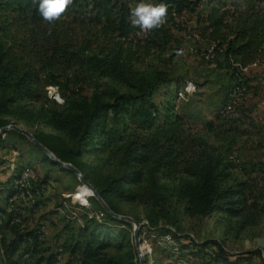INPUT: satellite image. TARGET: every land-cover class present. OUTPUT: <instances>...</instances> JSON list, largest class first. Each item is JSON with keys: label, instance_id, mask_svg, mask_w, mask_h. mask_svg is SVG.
Masks as SVG:
<instances>
[{"label": "trees", "instance_id": "1", "mask_svg": "<svg viewBox=\"0 0 264 264\" xmlns=\"http://www.w3.org/2000/svg\"><path fill=\"white\" fill-rule=\"evenodd\" d=\"M203 2L204 10L198 11ZM138 3L148 1L73 0L62 18L50 25L38 15L32 0H0V129L10 124L50 128L57 134H32L57 159L79 170L114 213L120 214L119 203L148 207L152 228L169 217L174 205L190 218L218 213L236 220L241 229L257 226L264 218V163L239 169L229 161L226 147L243 135L236 123L247 113L238 109L237 99L230 104L224 99L222 110L235 105L241 117L218 112L214 120L201 125L199 133L176 111L179 78H168L155 63L163 64L180 52L181 39L174 31L179 28L177 21L188 14L194 16L196 36L211 42L234 70L264 65V0L150 2L164 3L168 11L165 24L149 33L130 23V9ZM10 28L21 32L23 41L13 40ZM46 74L51 79L42 83ZM71 74L75 84L70 83ZM57 78L68 84L60 85ZM168 83L174 84L173 91L165 88L163 101L153 103V92ZM83 85L90 88L89 94H83ZM48 86L58 88L62 103L45 94ZM37 103L41 105L34 108ZM10 134L24 138L7 131L0 135V147L7 146L5 136ZM34 149V156L50 162ZM90 156L117 160L122 173L117 178L94 174L83 160ZM24 168L0 184V192H6V208L0 207V212L9 224L15 218L20 221L23 211L38 207L41 201L31 208L9 207ZM85 193L90 194L81 185L76 195L83 198ZM86 220L69 244L59 247L61 253L43 247L38 228L16 232L10 239L1 237L0 264H134L130 223L119 221L123 228L116 230L108 221H117L107 214L100 222ZM168 232L155 227L147 230L154 242ZM174 237L176 249L162 248L168 258L190 256L206 264H251L257 259L264 264L257 250L231 253L214 239ZM112 247L126 250L124 260L108 255Z\"/></svg>", "mask_w": 264, "mask_h": 264}, {"label": "rangeland", "instance_id": "2", "mask_svg": "<svg viewBox=\"0 0 264 264\" xmlns=\"http://www.w3.org/2000/svg\"><path fill=\"white\" fill-rule=\"evenodd\" d=\"M147 1L150 3L157 0ZM204 8L203 2L198 11H202ZM173 15L175 16V14ZM177 23L179 28L174 31V34L181 39L180 52L165 59L163 64L155 63L161 71L166 73L168 78L177 77L180 80V89L175 101L176 111L184 114L188 124L199 132L201 125L205 121L214 120L218 112L223 111V115H229L233 119L239 117L241 114H236L235 105L233 108L232 105L227 106L226 109L232 108L230 110H222L224 99H237L238 109L247 113V118L236 123L243 135L236 138L231 146H226L229 150L228 159L239 169H247L250 164L256 162L264 163V65L250 66L245 70L236 71L233 69L234 67L224 61L222 54L215 49L211 42L202 41L196 36L193 32L194 16L184 14ZM10 33L13 40L23 41L22 33L15 28H10ZM71 76H69L70 83L75 84L73 76ZM240 78H242V94L234 96L233 92ZM41 79L42 83H46L51 79V75L46 74ZM55 81L60 85L68 84L60 78ZM100 82L116 87L121 92H126V89L111 81L102 80ZM165 88L173 91L174 84L168 83L159 86L152 94L153 103L159 104L163 101L164 98L161 94ZM89 93L90 88L83 85V94ZM45 94L57 103H62L56 86H48L45 89ZM40 105L37 103L33 107L38 108ZM8 120L15 122L13 118H8ZM18 126L31 133H55L42 124ZM115 126L118 127V123ZM59 136L69 142L65 134L61 133ZM5 140L7 146L0 147V166L3 168L0 170V184L5 181L8 174L9 177H12L22 165L25 166L17 179V187H15L17 193L8 201L10 203L14 200V208L11 209L31 208L39 201L33 196H41L40 187H45V190L38 207L27 212L23 211L20 221L14 219L18 220L17 225H12L13 221L12 224L7 223L6 216L0 212V238L10 239L16 232L38 228L42 233L40 237L43 240V247L51 252L58 250L56 252L60 253L59 247L69 244L71 237L78 234V227L83 226L86 219H96L100 222L104 218L106 214L90 192L89 195L85 193L83 198L76 195V192L81 190V183L72 172L34 156L35 149L26 137L21 138L10 134L5 136ZM83 160L91 166L96 175L117 178L122 173L117 160H106L101 156L85 157ZM12 162L16 167H8ZM237 173H241V171ZM31 174L33 175V184L31 181L20 183ZM238 175L242 177V174ZM5 197L6 192H0V207L2 208H6ZM92 198L95 200L94 204L91 201ZM118 209L120 215L129 216L141 225L142 232L139 238L145 264H206L198 260L193 261L190 256L179 261L175 260L174 263L170 262L162 248L172 249L173 247L176 249L178 242L174 235H185L195 241L214 239L223 244L225 251L238 253L257 250L264 258V218L255 227L241 229L236 220L222 218L218 213H213L208 217L190 218L182 213L180 206L174 205V210L170 212L165 221L160 220L153 223V228L169 231L159 239H154V242L147 236V230L153 229L147 218L148 207L119 203ZM108 222L114 227L113 229L123 228L119 221ZM129 231L133 236V225ZM130 245L134 247L132 240ZM206 251L208 254H212L210 249ZM107 253L112 257L124 260L126 250L112 247ZM135 256L137 257L136 252ZM23 258H27V255L25 254ZM170 258L174 260L173 256ZM134 264H138V257L134 260ZM251 264H260V262L254 259Z\"/></svg>", "mask_w": 264, "mask_h": 264}, {"label": "clouds", "instance_id": "3", "mask_svg": "<svg viewBox=\"0 0 264 264\" xmlns=\"http://www.w3.org/2000/svg\"><path fill=\"white\" fill-rule=\"evenodd\" d=\"M32 3L37 5V13L42 20L47 24L54 25L62 18L73 0H32ZM167 11V6L164 3L157 5L138 3L130 9V23L142 32L149 33L165 24Z\"/></svg>", "mask_w": 264, "mask_h": 264}, {"label": "water", "instance_id": "4", "mask_svg": "<svg viewBox=\"0 0 264 264\" xmlns=\"http://www.w3.org/2000/svg\"><path fill=\"white\" fill-rule=\"evenodd\" d=\"M10 130H13L16 133H19V134L23 135L24 137H26L30 141V143L34 147H36L39 151H41L43 153V155L51 163H54L59 168L66 169V170L72 172L75 176H77L79 182L81 184L86 185L92 191V195H93L94 199L100 205V207L102 208V210L104 211L105 214H107L111 218L115 219L116 221L127 222V223H130L131 225H133L134 249H135V252H136L137 257H138V264H145L144 254L139 249L140 243H141L140 238H139V230L141 227L140 223H138L137 221H135L133 218H131L129 216L120 215V214H117V213H114L113 211H111V209L101 199V197L99 196L96 189L91 184H89L87 181L84 180V178H83L82 174L79 172V170H77L71 164L62 162L59 159H57L51 152H49L43 145H41L37 141V139H35L33 134L31 132H29L28 130L23 129V128H21L17 125H14V124H10V125L0 129V135L4 136L6 134V132L10 131Z\"/></svg>", "mask_w": 264, "mask_h": 264}, {"label": "built area", "instance_id": "5", "mask_svg": "<svg viewBox=\"0 0 264 264\" xmlns=\"http://www.w3.org/2000/svg\"><path fill=\"white\" fill-rule=\"evenodd\" d=\"M241 80H242V78H240V81H237L238 84H237V86H236L235 91L233 92V95H234V96H238L239 94H242V91H241ZM54 94H55V92H54ZM235 98H236V97H235ZM231 100H232V99H228L227 104H230ZM24 181H31V183H32V174L29 175V176H26V177L24 178V180L21 181L20 183L23 184ZM32 184H33V183H32ZM40 188H41V196H33L34 198H36V199H38V200H41V199L43 198V193H44V190H45V187H40ZM8 204H9V207H10V208H14V200H13L12 202L8 203ZM77 208H78V203H77ZM17 221H18V220H14V219H13V224L16 223ZM56 251H58V250H56ZM60 253H61V251H60ZM61 258H62V256L60 255V259H61Z\"/></svg>", "mask_w": 264, "mask_h": 264}, {"label": "crops", "instance_id": "6", "mask_svg": "<svg viewBox=\"0 0 264 264\" xmlns=\"http://www.w3.org/2000/svg\"><path fill=\"white\" fill-rule=\"evenodd\" d=\"M2 165H5V164H2ZM12 167V166H14V167H16V165L14 164V162H12V163H10L9 165H8V167ZM23 166V165H22ZM3 168L0 166V170H2ZM11 176V175H10ZM8 177H9V174L7 175V178L5 179V180H7L8 179ZM148 237H150L149 235H147ZM151 238V237H150ZM168 258V257H167ZM169 260H170V262H176L177 260L179 261V260H181V259H176V257H174V260H172L171 258H169ZM176 260V261H175Z\"/></svg>", "mask_w": 264, "mask_h": 264}, {"label": "bare ground", "instance_id": "7", "mask_svg": "<svg viewBox=\"0 0 264 264\" xmlns=\"http://www.w3.org/2000/svg\"><path fill=\"white\" fill-rule=\"evenodd\" d=\"M240 81V80H239ZM24 183V182H23ZM32 183H33V175H32ZM81 185H83L91 194H92V191L86 186V185H84V184H81ZM18 222V221H17ZM16 222V223H17ZM139 249H140V251H141V246L139 247ZM142 252V251H141ZM144 254V253H143Z\"/></svg>", "mask_w": 264, "mask_h": 264}]
</instances>
